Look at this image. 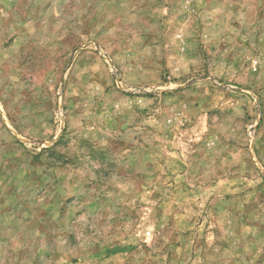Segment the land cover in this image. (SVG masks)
Segmentation results:
<instances>
[{
  "label": "rangeland",
  "instance_id": "rangeland-1",
  "mask_svg": "<svg viewBox=\"0 0 264 264\" xmlns=\"http://www.w3.org/2000/svg\"><path fill=\"white\" fill-rule=\"evenodd\" d=\"M0 264H264V0H0Z\"/></svg>",
  "mask_w": 264,
  "mask_h": 264
}]
</instances>
